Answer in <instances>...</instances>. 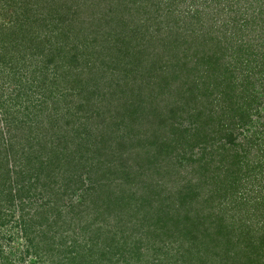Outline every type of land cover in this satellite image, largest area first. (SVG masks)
Instances as JSON below:
<instances>
[{"label": "rangeland", "instance_id": "374dc122", "mask_svg": "<svg viewBox=\"0 0 264 264\" xmlns=\"http://www.w3.org/2000/svg\"><path fill=\"white\" fill-rule=\"evenodd\" d=\"M259 1L0 0V150L25 171L0 191L12 224L21 199L98 257L110 226L143 263L264 264Z\"/></svg>", "mask_w": 264, "mask_h": 264}, {"label": "trees", "instance_id": "16d2710c", "mask_svg": "<svg viewBox=\"0 0 264 264\" xmlns=\"http://www.w3.org/2000/svg\"><path fill=\"white\" fill-rule=\"evenodd\" d=\"M213 1L216 0H210V2ZM253 1L255 4H263L259 0L258 2L257 0ZM212 64L215 66V63ZM227 72L231 74L229 68ZM232 81H235L234 76L232 77ZM232 81L230 83V77L223 75L221 83L226 86L222 84L220 92L227 94L233 91L235 93L236 85ZM245 89L246 86H242L240 90L238 89V94L244 96L246 94ZM5 142L6 140H3L4 146ZM8 148L7 152L5 147H2L0 150V180L2 182L0 191L5 188L9 190L8 194H10V190L12 189L15 190L14 194H19V187L21 188L23 181L13 179L12 176L19 173L16 177L22 178V175L25 173L23 170L24 163L23 165L22 162H20L21 164H15L8 154L13 148H10L9 151ZM12 152L14 153L13 150ZM26 161L29 162V159H26ZM34 176L37 179L36 173ZM183 195L182 193L180 196L183 197ZM4 199L7 202L11 201L9 204H6L7 208L15 205V201L12 198H0V264H177L176 260L165 257L163 259L153 258L151 262H141L139 259L141 248L134 249L135 247H131L130 244L121 243L123 242L121 239L125 237V232L118 229L114 230L110 226H97V236H101L102 234V238L107 241L105 245L103 244L101 254L98 257L94 249L96 243L78 241L77 233L74 230L70 232L68 227L65 228L66 226H41L36 221L39 218L38 213H32L28 216L25 208L30 204L25 203L21 199H18V215L12 224V220L8 219V215L2 209V201ZM10 223L12 225L7 226ZM195 228L198 227L195 226ZM173 230L174 235H181L182 232L189 233L187 229V231H182L181 226H175ZM204 231H207V229L204 228ZM191 232L195 233L193 230ZM68 240L70 241L68 242ZM250 241L254 243V240Z\"/></svg>", "mask_w": 264, "mask_h": 264}]
</instances>
